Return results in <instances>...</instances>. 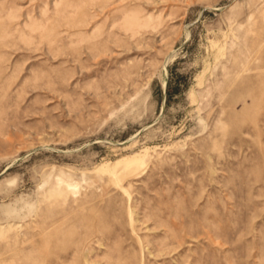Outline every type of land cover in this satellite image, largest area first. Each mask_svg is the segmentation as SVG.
<instances>
[{"label":"rangeland","instance_id":"1","mask_svg":"<svg viewBox=\"0 0 264 264\" xmlns=\"http://www.w3.org/2000/svg\"><path fill=\"white\" fill-rule=\"evenodd\" d=\"M0 264H264V0H0Z\"/></svg>","mask_w":264,"mask_h":264}]
</instances>
